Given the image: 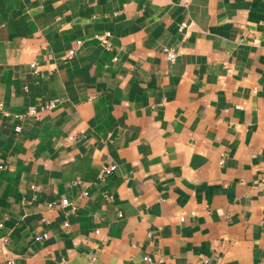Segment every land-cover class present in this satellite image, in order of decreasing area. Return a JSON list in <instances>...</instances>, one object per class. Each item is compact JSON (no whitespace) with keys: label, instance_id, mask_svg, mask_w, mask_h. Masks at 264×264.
<instances>
[{"label":"crops","instance_id":"obj_1","mask_svg":"<svg viewBox=\"0 0 264 264\" xmlns=\"http://www.w3.org/2000/svg\"><path fill=\"white\" fill-rule=\"evenodd\" d=\"M0 99V264L264 259V0H0Z\"/></svg>","mask_w":264,"mask_h":264},{"label":"built area","instance_id":"obj_2","mask_svg":"<svg viewBox=\"0 0 264 264\" xmlns=\"http://www.w3.org/2000/svg\"><path fill=\"white\" fill-rule=\"evenodd\" d=\"M186 23L183 21V22H180L179 25H178V29H181L183 26H185ZM108 36H109V32L108 31H104L102 34L98 35L97 37L99 38V40L104 44L105 47H109L110 43H109V39H108ZM80 43V40L79 39H76L74 41V45H77ZM162 51L165 53V56L168 60H172L174 58V52L173 50L168 47V46H162ZM74 53V46H71L69 47L67 50H66V54L67 55H71ZM30 65H33V63H31ZM58 101V98L56 97H52V98H48L47 100L45 101H42L40 102L39 104L37 105H29L27 106V108L24 110L23 114H28V115H37L38 112L44 108H51L53 107L56 102ZM3 102L2 100L0 99V112H3L5 113L3 110H2V105ZM23 114H19L18 117H20L21 115ZM19 126L16 125L15 126V129H18ZM220 161H222V154H220ZM2 165H0L1 167ZM115 168V164L114 163H107V164H102L101 167H100V174H107V173H110L113 169ZM259 183L261 185L264 186V176L260 177L259 178ZM85 190L82 191V194H85ZM46 206L48 208H54L56 206H59V207H62V208H65V207H68L69 210H73L75 208V205L72 203V201H70L67 197L63 196V197H60L58 200H51V201H48L46 202ZM66 212V211H65ZM190 213H193V211L191 210ZM117 215H120V212L118 211L117 212ZM182 218V217H181ZM42 220L46 221L45 218H41ZM67 222H63V224H66ZM2 227V221H0V228ZM97 231V230H95ZM46 237V233L45 232H41V233H34L33 235V238L35 240H43L44 238ZM8 242V237L7 236H0V244H6ZM143 259L144 260H149V257L147 255H144L143 256ZM5 262L6 264H13V257L11 255H8L5 257ZM260 264H264V259L261 260Z\"/></svg>","mask_w":264,"mask_h":264}]
</instances>
